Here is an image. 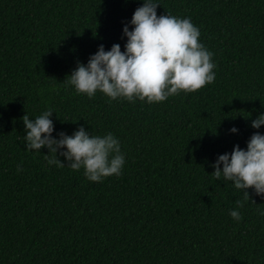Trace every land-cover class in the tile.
Listing matches in <instances>:
<instances>
[{
    "label": "trees",
    "instance_id": "trees-1",
    "mask_svg": "<svg viewBox=\"0 0 264 264\" xmlns=\"http://www.w3.org/2000/svg\"><path fill=\"white\" fill-rule=\"evenodd\" d=\"M154 2L158 16L191 19L216 79L148 104L65 86L100 45L125 50L143 0H0V264H264V196L247 189L238 222L243 190L211 174L264 135L251 126L264 115V0ZM49 109L55 139L112 133L121 174L92 182L63 156L49 165L46 147L27 150L21 118Z\"/></svg>",
    "mask_w": 264,
    "mask_h": 264
},
{
    "label": "clouds",
    "instance_id": "clouds-1",
    "mask_svg": "<svg viewBox=\"0 0 264 264\" xmlns=\"http://www.w3.org/2000/svg\"><path fill=\"white\" fill-rule=\"evenodd\" d=\"M158 3L143 0L125 24L123 36L127 37L125 50L113 44L105 51L100 45L98 51L89 57L88 63H78L68 75L65 86L71 85L79 95L92 98L99 91L110 101L118 98L134 103L137 99L148 104L166 101L181 92L192 93L201 90L216 79L213 71V53L200 43V31L190 18L171 15H157ZM54 111H44L34 120L25 114L21 119L25 126L27 150H49L45 159L49 165L64 167L58 159L63 156L73 171L84 170L85 177L92 182H101L109 176H119L125 163L120 143L112 134L90 136L83 126L71 136L58 133L53 138L54 124L50 119ZM264 125V115L252 121V127ZM238 130L233 127L232 133ZM61 149H66L61 151ZM221 165L223 166L221 168ZM211 173L215 179L221 177L243 190L244 199L237 200V210L229 214L242 220L239 208L250 200L247 189H253L258 196H264V135L254 133L247 143V149L234 146L232 152L219 155ZM17 166V171H22ZM264 214V213H262Z\"/></svg>",
    "mask_w": 264,
    "mask_h": 264
}]
</instances>
